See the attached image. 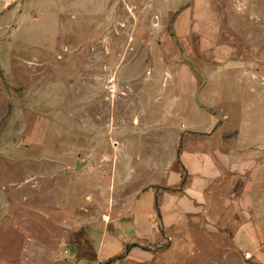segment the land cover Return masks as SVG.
<instances>
[{
    "label": "rangeland",
    "instance_id": "rangeland-1",
    "mask_svg": "<svg viewBox=\"0 0 264 264\" xmlns=\"http://www.w3.org/2000/svg\"><path fill=\"white\" fill-rule=\"evenodd\" d=\"M198 137L264 142V0H0V264L90 253ZM248 176L225 173L202 218L168 230V261L264 264V242L254 256L231 235Z\"/></svg>",
    "mask_w": 264,
    "mask_h": 264
},
{
    "label": "crops",
    "instance_id": "crops-1",
    "mask_svg": "<svg viewBox=\"0 0 264 264\" xmlns=\"http://www.w3.org/2000/svg\"><path fill=\"white\" fill-rule=\"evenodd\" d=\"M213 122L209 119L208 126H212ZM204 135L199 133L200 137ZM198 139L193 148L182 149L178 155L177 160L187 174L184 185L181 186L180 165L172 166L167 175V185L159 190L160 193L152 189L140 193L134 201L133 212L114 219L113 233L96 236L90 253H82L71 264H105L113 257L118 258L108 264H172L163 255L164 250L168 249L161 248L168 238V230L202 218L204 210L214 202V197L210 195L214 184L230 172L250 176L239 193L227 197L228 202L239 207L243 219L232 229V239L237 247L244 246L254 256L261 255L264 197L257 188L263 186L264 182L257 177L258 173L264 171V142L255 145L254 149H242L243 133L238 134L237 138L241 147H233L225 142L215 146L213 142ZM206 220L205 225L213 229L212 213L206 215ZM251 258L246 259L243 255L240 264H261V261L255 263ZM223 263L221 259L220 264Z\"/></svg>",
    "mask_w": 264,
    "mask_h": 264
},
{
    "label": "water",
    "instance_id": "water-1",
    "mask_svg": "<svg viewBox=\"0 0 264 264\" xmlns=\"http://www.w3.org/2000/svg\"><path fill=\"white\" fill-rule=\"evenodd\" d=\"M181 55L185 59V61H187L189 63V65L194 69V71H196L201 76V78H202L201 86H202L205 83V77H204L203 73L201 72V70L195 65V63L193 61H191V59L185 53H182ZM199 88L197 89V91L195 93V98H197ZM79 166H81V163L77 162L76 167H79Z\"/></svg>",
    "mask_w": 264,
    "mask_h": 264
},
{
    "label": "built area",
    "instance_id": "built-area-1",
    "mask_svg": "<svg viewBox=\"0 0 264 264\" xmlns=\"http://www.w3.org/2000/svg\"><path fill=\"white\" fill-rule=\"evenodd\" d=\"M66 254H68V251H66ZM244 257H245L246 259L250 258V257H251V253H250L249 251H245V252H244Z\"/></svg>",
    "mask_w": 264,
    "mask_h": 264
},
{
    "label": "trees",
    "instance_id": "trees-1",
    "mask_svg": "<svg viewBox=\"0 0 264 264\" xmlns=\"http://www.w3.org/2000/svg\"><path fill=\"white\" fill-rule=\"evenodd\" d=\"M156 209H158V207L156 206ZM118 257H113L111 259H109L108 261H106L105 264H108L109 262H112L113 260L117 259Z\"/></svg>",
    "mask_w": 264,
    "mask_h": 264
}]
</instances>
